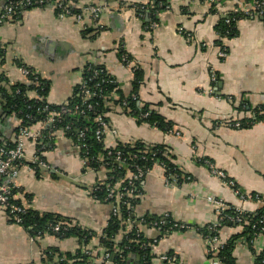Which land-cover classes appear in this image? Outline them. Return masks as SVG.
Here are the masks:
<instances>
[{"label":"crops","instance_id":"obj_1","mask_svg":"<svg viewBox=\"0 0 264 264\" xmlns=\"http://www.w3.org/2000/svg\"><path fill=\"white\" fill-rule=\"evenodd\" d=\"M67 1L74 14L87 5L107 4L110 9L102 13L100 25L89 15H85L82 24L73 16L61 18L55 3L28 9L17 19L4 21L0 24V41L6 56L4 64H0V74L12 83H28L17 64L20 61L49 83L47 102L52 105L67 101L73 88L82 82L89 64L103 65L115 77L121 95H112L108 104L110 130L105 135V145H163L171 161L193 177L174 188L165 183L163 169L153 166L142 181V197L136 209L139 220L170 214L173 219L202 227L216 216L206 200L209 194L222 197L229 206L245 212L258 210L263 201L242 200L238 192L264 197V122L244 128L224 122L241 119L244 106L264 105L263 18L239 20L237 36L223 40L229 54L221 60L215 27L224 13L234 7L235 0H226L213 10L204 0H169L166 8L158 11L159 25L154 29L148 18L138 15L135 0ZM116 5L120 11L115 10ZM121 50L141 67L140 99L178 129L180 135L140 122L113 105L115 100L134 93V73L122 63ZM213 70L218 83L211 79ZM36 96L35 92L30 93V97ZM17 126L18 121L0 104V137L11 138ZM26 153L28 159L36 154L30 140ZM42 155L51 166L49 171L41 170L37 175L24 165L14 180L26 195V205L42 213L61 215L94 232L96 236L87 249L96 255L95 263L104 264L98 236L108 225L111 207L91 194L101 173L84 167L79 151L67 136H55ZM204 161L225 172L237 187L214 175ZM53 169L76 183L52 173ZM139 220L136 225L140 233L147 239H158L151 264H210L201 231L192 228L162 236L155 226ZM221 232L228 241L238 230L227 226ZM49 248L74 253L79 243L76 237L60 238L49 233L31 240L0 205V264H45L44 255ZM263 252L264 237H259L250 246H237L234 255L237 264H254L255 257ZM163 253L175 260L160 261L157 255ZM55 259L60 260L57 256ZM125 264H142L140 255L129 254Z\"/></svg>","mask_w":264,"mask_h":264},{"label":"trees","instance_id":"obj_2","mask_svg":"<svg viewBox=\"0 0 264 264\" xmlns=\"http://www.w3.org/2000/svg\"><path fill=\"white\" fill-rule=\"evenodd\" d=\"M24 0H0V24L4 22L2 19V9L4 6L10 2L19 3ZM152 5L149 9V12L152 11L150 17L154 19V12L163 10L166 8V5L159 6L160 0H151ZM224 1V0H221ZM165 0H163V3ZM165 4V3H164ZM29 6L27 9H31ZM59 10V9H58ZM57 10V11H58ZM213 10V9H212ZM153 14V15H152ZM18 15H15L14 19H17ZM247 18L240 13H230L226 17H221L218 20V23L215 27V31L218 35L217 44L218 46L224 45L223 39H232L238 34L237 23L239 20ZM264 20V17H262ZM228 20V22H227ZM228 48V47H227ZM6 52L3 47V44L0 41V64L5 62ZM120 57L126 56L128 59L131 57L121 50L119 53ZM132 60V59H131ZM19 66H25L20 61H17ZM30 69V68H29ZM32 70V69H31ZM33 71V70H32ZM134 80L133 87L134 93L129 97L120 98L115 100L113 105H117L124 113H127L133 117H136L140 122L148 123L149 125L156 127L164 132H167L169 129L173 128L172 124L163 118L156 110H154L150 104L143 103L138 95L139 86L143 82V73L141 67H137L133 70ZM34 76L30 75L29 80H33ZM115 80V82H111ZM86 82V90L90 92L89 97L85 96L81 85L75 86L73 88L70 97L68 98V105H52L47 102V94L49 92V83L42 79H38V84L35 83H12L9 79L0 74V104L5 111L10 112L14 116L15 120L18 122H23L24 126H31L34 123H38L50 117L51 113H59L60 111L72 108L74 109L75 105H79L80 111L74 113H63L60 118L53 123L52 130L55 132L58 130H65V135L70 138L72 141H76L79 132H84V138L81 140L86 146L83 148L81 155L89 158V166H98L97 161L100 158H103L104 161H111L112 166L109 176L112 179H109V182H114L126 175L127 172L134 170L131 165L136 164L143 169L150 168L152 162L148 160L152 152L156 151V156L164 160L167 165L175 171L178 175L180 172L176 169L175 165L172 164L168 159H165L162 155V152L165 149V146L159 144H143L140 142H135L133 144H118L115 149H110L114 154L115 151H121L126 157L127 166H121L116 162H113V154L109 155L108 150L104 147V143L96 139V130L99 127V124L96 121L98 115H104L103 119L109 122L108 112L110 107L108 104L112 100L113 93L121 95V91L118 88L115 77L110 74L103 65L99 64H89L85 67L83 72V80ZM101 82V86L97 87L96 84ZM101 90V91H100ZM35 92L38 97H30V93ZM126 102V104H125ZM91 105V108H88V105ZM248 106V105H247ZM247 106L242 107L243 110H252L254 111V117L246 123L245 119L241 120L240 128L250 127L255 123L264 122V113L260 114V111H264V105H259L256 107ZM47 107V109H45ZM146 115V117H145ZM69 126L67 129L66 127ZM15 131H18L16 128ZM47 130H45L46 132ZM0 148L9 149L13 147V144L10 142L8 137H0ZM49 146L52 144V139L49 140ZM49 147H47L48 149ZM145 149L148 150L145 153ZM137 153L139 157L130 158L129 153ZM141 156H146L147 160L142 159ZM41 159L46 160L44 156L41 155ZM203 164V161H202ZM37 175H40L41 168L35 164H30ZM205 165V164H204ZM191 176V175H190ZM144 179V178H143ZM138 180L135 182V189L139 192H143L142 181ZM193 180V177L191 176ZM182 180V178H181ZM230 180L226 178L225 182ZM232 180V179H231ZM183 181V180H182ZM108 183V182H107ZM235 184L233 188H236ZM91 194L93 197L98 199L101 202L106 201V187H100L98 190H92ZM26 197V195H25ZM262 197V196H261ZM262 206L259 207L253 213L244 212L243 215V227L242 231L234 233L224 247L216 253V257L221 259L223 264H237V259L234 255L236 248V241L240 238H244L249 244H252V241L255 239L256 234L260 232V227L264 224L260 223V220H264V198L262 197ZM134 200H132L133 203ZM140 202V199H136L134 206ZM15 205H20L21 200H13ZM9 210L6 209V212ZM237 208L229 207L226 211L227 214L233 215L236 213ZM22 216V222L19 223L31 237H41L44 234H55L60 238H69L76 237L78 239L79 248L76 252L71 253H62L57 248H49L45 251V264H90V256L86 254V249L91 243L92 239L96 236L94 232L86 230L81 226L72 223L71 219L64 218L61 215L50 213V212H39L33 208H28L24 213L20 214ZM133 219L132 210H129L127 207L122 206L120 214L117 216L110 217L108 225L103 230V232L98 236L99 246L102 249H105L109 253V264H125V260L129 254H139L141 262L146 261L147 264H151V260L154 257V254L149 249H143L140 247V244L146 240V238L138 231L137 221L132 225L131 229H126L128 221ZM159 218L150 219L145 217L142 219L141 223L149 224ZM13 221V220H11ZM62 222L70 223L68 229H61L59 232H55L53 227L57 224H62ZM63 226V225H61ZM237 227L236 223L230 220H224L223 224L218 227L220 230L224 227ZM199 231L203 232L205 228H199ZM208 233V232H207ZM58 257L60 260H56L55 257ZM208 257H211L210 255ZM95 263L96 258H92ZM254 264H264V252L260 253L255 257Z\"/></svg>","mask_w":264,"mask_h":264},{"label":"built area","instance_id":"obj_3","mask_svg":"<svg viewBox=\"0 0 264 264\" xmlns=\"http://www.w3.org/2000/svg\"><path fill=\"white\" fill-rule=\"evenodd\" d=\"M159 1V0H158ZM169 0H165V4L163 3V0H160L159 6L161 5H167V2ZM211 9L221 7L222 3H224L226 0H204ZM137 2L135 8L138 10V15L142 18H148L149 19V26L150 28L154 29L159 25L158 22V11L156 10L154 12V19L150 17L152 11L149 12V9L152 5L151 0H135ZM55 3L58 10V16L61 18L73 16L76 21L79 23L84 22L85 15H89L91 19L94 20L95 23H99L100 25V18L102 13L105 10H109L110 6L105 4L103 6H97V5H87L84 7L80 12L74 14L71 4L67 0H24L20 1L19 3L10 2L2 9V19L4 21H11L14 20L15 15H21L24 13L27 9V7L31 6L32 8L35 7H44L48 4ZM115 10L120 11L121 7L116 5ZM230 13H240L241 15H244L245 17H264V0H235V5L233 8L228 10L224 13L222 17H226ZM153 15V14H152ZM228 22V20H227ZM182 34H185L183 29L180 30ZM186 36L190 38V35ZM224 40V39H223ZM229 49L224 44L219 47L218 50V57L221 60H225L228 57ZM122 63H124L125 66H127L131 71H133L137 64L131 60L128 59L126 56L122 57ZM20 69L22 73L27 77L28 82L38 84V79L40 78L39 74H37L35 71H32L26 66H20ZM30 75L34 76L33 80H29ZM211 79L214 83H218V76L215 73V71H212ZM111 82H115V80H111ZM86 82L82 81L79 85H81L83 92L85 96L89 97L90 92L86 90ZM97 87L101 86V82L96 84ZM101 91V90H100ZM115 93H113L114 95ZM37 95V94H36ZM38 97V95L36 96ZM143 102V101H142ZM126 104V102H125ZM64 105H68V99L64 102ZM92 106L89 104L88 108H91ZM245 108V107H244ZM47 109V107L45 108ZM82 110L79 109V105H75L74 109L69 108L63 111H60L59 113H51L50 117L48 119H45L43 121H40L38 123H34V125L31 126H24L23 122L19 121L17 129L18 131H15L12 137L10 138V142L13 144L12 148L4 149L0 148V205L5 207V209H8L9 213L8 216L10 217L13 222L19 224L22 222V216L20 214L24 213V211L29 206L25 203V195L22 188L15 185L14 180L18 176L19 169L24 166L28 165L32 170L34 168L30 164H35L39 166L42 170L49 171L51 169L50 164L46 161L41 159V155L46 151L47 147H49V143L52 139H54L55 136H66L65 130L60 131H54L51 127H53V123L60 118L61 114L63 113H74ZM244 115L241 119L236 120H230L226 123L228 126L240 128L241 126V120L245 119L246 123L249 122L255 115L254 111L252 110H244ZM264 111H260V114H263ZM105 117V114L98 115L96 117V121L99 124L98 129L96 130V139L102 143H104V147L108 150V154H113L110 149H115L116 146L108 147L105 145V135L110 130L109 122L105 121L103 119ZM146 117V115H145ZM67 129L69 126L66 127ZM45 130H47L45 132ZM114 132V131H113ZM167 134H176L180 135V132L176 128H171L167 132ZM84 138V132H79V136L76 141L73 142V146L79 151L80 155L82 153L83 148L86 146L84 143L81 142V140ZM1 140V138H0ZM31 141L34 143L36 147V154L33 156V158L28 159L27 158V141ZM145 153L148 152L147 149L144 150ZM156 151L152 152L151 156L148 158L149 161L152 162V166L150 168L143 169L142 167L133 164L131 165L134 170L129 171L126 173L124 177L121 179L109 182V179H112V177L109 176V172L111 171L112 162H100L104 161L103 158H100L97 163L98 166H89V158L86 156L81 155L82 163L84 167L91 172H98L101 173L100 177L98 178L97 182H95L92 190H98L100 187L105 186L107 195H106V201L111 207V215L117 216L120 214L121 207H127L129 210H132V217L133 219L128 221V224L126 225V229H131L132 225L135 221L139 220V218L136 215V209L137 205L134 206V202L136 199H140L142 197V193L139 192L137 189H135V182L138 180H141L145 178L147 175L150 174L153 166L158 165L163 169V178L167 185L178 188L181 187L184 183L190 182L191 176L184 172L179 165L175 164L173 161H171L169 157V151L167 149H164L162 152V155L165 159H168L172 164H174L176 169L179 170L180 175H178L175 171H173L167 163L158 158L156 156ZM43 156V155H42ZM130 158H137L139 157L137 153H129ZM142 159L147 160L146 156H141ZM126 157L124 156V153H122L120 150L115 151L113 154V162H117L120 167L123 165L127 166L126 164ZM204 164L206 167L210 169V171L221 178L223 181L227 178V175L225 172L215 168L214 164H212L209 161H204ZM182 178V180H181ZM108 182V183H107ZM227 183L234 187L235 182L233 180H228ZM238 191V190H237ZM240 194V198L242 200H248L253 199L257 201H263L262 197L259 194ZM264 198V197H263ZM21 200L22 203L20 205H15L13 203V200ZM132 200L133 203H132ZM207 202L212 205L215 209L216 216L215 219L212 220L207 225H204L199 228H205L203 229V236L205 238L206 244H207V255L211 256L208 257L210 264H223L221 262V259L216 257V253L221 250L224 245L227 243V240L223 237L221 230L218 228L220 227L224 220H230L237 225V230L240 232L242 231L243 227V215L244 212L241 209L237 208L236 213L233 215H229L226 213V211L229 209V205L225 202L224 198L219 196H214L212 194H209L206 196ZM139 222H142V219L139 220ZM73 223V222H72ZM260 223L264 224V220H260ZM152 226H155L159 233L163 235H167L168 233H171L173 231H186L190 230L192 228L197 229L196 226L189 225L183 221H179L176 219H173V217L170 214H165L159 217L158 220H155L151 223H149ZM63 225V226H61ZM57 224L53 227V230L55 232H59L61 229H68L70 227V223L68 222H62V224ZM199 231V229H197ZM260 232L256 234L255 239L259 237H264V226L260 227ZM139 231V229H138ZM201 231V230H200ZM140 232V231H139ZM208 232V233H207ZM31 240H34L36 237H31ZM254 241V240H253ZM252 241V242H253ZM158 242V239H147L143 241L140 244V247L143 249H149L152 253L155 249V246ZM236 247L239 245H247V242L244 238L238 239L236 242ZM236 249V248H235ZM86 254L90 256V264H93V257L96 256L92 250L87 249ZM45 256V255H44ZM109 253L106 252L105 249H103V253L100 256L104 264H109ZM158 259L162 262H170L175 260V257H173L170 254L163 253L160 255H157ZM97 258V257H96ZM152 262V260H151ZM142 264H147L146 261L142 262Z\"/></svg>","mask_w":264,"mask_h":264},{"label":"water","instance_id":"obj_4","mask_svg":"<svg viewBox=\"0 0 264 264\" xmlns=\"http://www.w3.org/2000/svg\"><path fill=\"white\" fill-rule=\"evenodd\" d=\"M51 172L54 173V174L59 175L60 177H62L63 179H65V180H67V181H69V182L76 183L73 179H71V178H69V177H67V176H65V175H63V174H59V173H57L54 169H53Z\"/></svg>","mask_w":264,"mask_h":264}]
</instances>
